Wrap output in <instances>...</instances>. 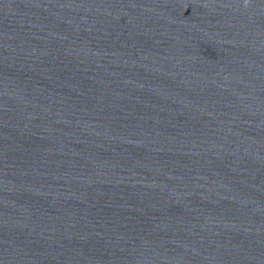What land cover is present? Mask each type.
<instances>
[{
	"label": "clouds",
	"instance_id": "1",
	"mask_svg": "<svg viewBox=\"0 0 264 264\" xmlns=\"http://www.w3.org/2000/svg\"><path fill=\"white\" fill-rule=\"evenodd\" d=\"M248 2H249V0H245V7L248 6Z\"/></svg>",
	"mask_w": 264,
	"mask_h": 264
}]
</instances>
